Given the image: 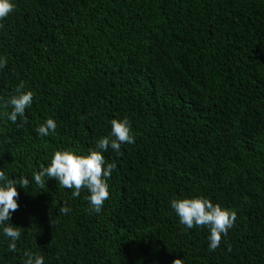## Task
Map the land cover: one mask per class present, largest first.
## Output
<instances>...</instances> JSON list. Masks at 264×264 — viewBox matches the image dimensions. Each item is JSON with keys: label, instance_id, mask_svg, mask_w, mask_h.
<instances>
[{"label": "trees", "instance_id": "16d2710c", "mask_svg": "<svg viewBox=\"0 0 264 264\" xmlns=\"http://www.w3.org/2000/svg\"><path fill=\"white\" fill-rule=\"evenodd\" d=\"M11 2L0 171L19 208L0 225V264H25V252L44 264H264V0ZM21 81L33 103L13 124ZM49 118L57 128L42 137ZM125 118L135 143L102 151L117 167L99 213L86 188L35 183L56 151L87 156ZM199 197L237 213L215 251L207 227L186 229L171 208ZM5 226L21 232L15 252Z\"/></svg>", "mask_w": 264, "mask_h": 264}, {"label": "clouds", "instance_id": "9594fccd", "mask_svg": "<svg viewBox=\"0 0 264 264\" xmlns=\"http://www.w3.org/2000/svg\"><path fill=\"white\" fill-rule=\"evenodd\" d=\"M15 5L11 0H0V21L4 20L14 11ZM7 60H0V67H5ZM24 82L16 87V95L10 97L7 102L11 106V112L8 119L16 124L18 117H24L25 111L33 103V93L31 91H22ZM22 126V125H20ZM56 122L49 118L40 125L36 131L40 136H47L55 132ZM135 137L131 134L130 124L127 118L123 120L113 119L111 121V132L109 136L103 137L96 143V149L91 150L87 156L76 155L69 151H56L51 163L47 167H41L38 173H34V181L37 185L43 186L44 177H49L58 181L59 185L66 189H74V197H79L82 189H87L90 195L87 197L90 203V211L99 213L106 200L109 198L107 178L111 177L112 172L117 165L108 163L105 168V158L102 151H107L109 147L119 152L122 144H134ZM0 225L10 221L12 214L19 208L17 203L19 193L16 182L8 179L3 171H0ZM21 188L29 185L27 178L19 180ZM171 208L180 219V223L186 229L194 227H207L210 230L209 250L215 251L221 244L222 234L227 235L235 221L237 213L234 210L222 208L219 204H213L210 199L203 197L192 199H173ZM71 209L67 206H60L59 214L67 215ZM3 233L12 241L8 250L16 251V241L20 239L21 232L18 228L12 226L3 227ZM27 259L25 264H44V258L39 255H33L31 252H25ZM173 264H183L181 259L174 260Z\"/></svg>", "mask_w": 264, "mask_h": 264}]
</instances>
